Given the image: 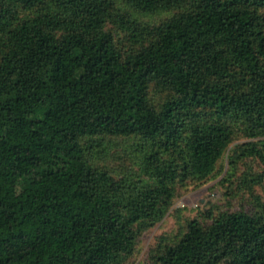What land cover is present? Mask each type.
<instances>
[{
    "label": "trees",
    "instance_id": "16d2710c",
    "mask_svg": "<svg viewBox=\"0 0 264 264\" xmlns=\"http://www.w3.org/2000/svg\"><path fill=\"white\" fill-rule=\"evenodd\" d=\"M115 138L137 166L119 175L95 161ZM253 160L264 0H0V264H132L222 163L254 210L204 209L149 264H264Z\"/></svg>",
    "mask_w": 264,
    "mask_h": 264
},
{
    "label": "rangeland",
    "instance_id": "374dc122",
    "mask_svg": "<svg viewBox=\"0 0 264 264\" xmlns=\"http://www.w3.org/2000/svg\"><path fill=\"white\" fill-rule=\"evenodd\" d=\"M159 17L161 16L152 17L149 18V20H156ZM244 141L245 139L243 138L237 140V142ZM129 142H132V140L127 138L111 139L108 143V151L98 153L95 161L102 166L115 170L118 175L127 170L136 168L137 166L133 163V160L130 159L125 152ZM249 164L253 166L256 171H264V165L256 160L249 161ZM226 165L224 168V164H220L216 174L208 181L202 184H191L187 188L180 189L173 206L165 217L142 236L138 247V254L132 264H149L150 251L157 245L160 236L167 235L172 237L176 235L189 219L199 217L204 220L201 217L203 210L209 209L213 205L215 208L224 210L228 208L254 210L255 205L249 192L239 191L230 196L225 195L230 182L226 183L224 186L220 183V180L225 174ZM246 168V162L240 163L237 175H241ZM235 186L236 185H230V187ZM257 192L262 195L263 189L258 188ZM195 204L199 206L197 205V208L191 209L190 206H195Z\"/></svg>",
    "mask_w": 264,
    "mask_h": 264
},
{
    "label": "built area",
    "instance_id": "2783aa9c",
    "mask_svg": "<svg viewBox=\"0 0 264 264\" xmlns=\"http://www.w3.org/2000/svg\"><path fill=\"white\" fill-rule=\"evenodd\" d=\"M198 204H195V206H197ZM183 206H184V203H183Z\"/></svg>",
    "mask_w": 264,
    "mask_h": 264
}]
</instances>
